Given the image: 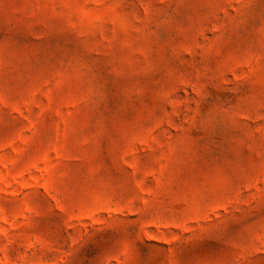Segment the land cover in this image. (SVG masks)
<instances>
[{
  "label": "rangeland",
  "instance_id": "374dc122",
  "mask_svg": "<svg viewBox=\"0 0 264 264\" xmlns=\"http://www.w3.org/2000/svg\"><path fill=\"white\" fill-rule=\"evenodd\" d=\"M0 264H264V0H0Z\"/></svg>",
  "mask_w": 264,
  "mask_h": 264
}]
</instances>
